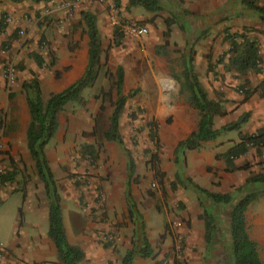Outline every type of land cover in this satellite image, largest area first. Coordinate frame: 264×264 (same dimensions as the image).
I'll return each instance as SVG.
<instances>
[{
	"label": "rangeland",
	"instance_id": "obj_1",
	"mask_svg": "<svg viewBox=\"0 0 264 264\" xmlns=\"http://www.w3.org/2000/svg\"><path fill=\"white\" fill-rule=\"evenodd\" d=\"M158 1L161 10L156 13H147L140 8L133 11L123 9L118 0H111V7L103 6L107 22L100 30L101 55L97 78L90 88L82 91L83 104L70 102L58 114L59 130L44 148L61 197V218L67 242L81 251L84 242L91 243L96 251L88 257L82 251L83 259L79 264H121L120 258L129 249L132 238L133 224L127 218L124 201L125 155L115 143L102 138L116 99L114 72L117 66L123 70L121 94L126 96L128 92H134L124 103L118 120V133L135 165L131 193L154 254L153 264H229L227 210L218 218V237L206 252L203 224L199 217L201 209L196 196L180 186L174 190L170 188L177 168L166 140L170 136V114H174V106L186 104V93L180 88L183 58L190 57L191 64L199 69L219 66L224 70L228 44L223 39V30L228 34L242 33L249 40H255L251 33L256 30L250 27L259 19L251 12L249 17H243L241 11L245 9L239 0H230L232 17L249 20L247 23L251 25L243 27L240 23H228L220 27L183 9L184 0ZM253 1L264 7V0ZM34 12L32 19L36 22L39 11ZM20 19L31 21L27 13H23ZM165 20L171 23L168 35H165ZM4 23L0 34V82L3 86L7 68L12 70V78L18 80V72L35 67L31 54L42 58V71H51L50 64L55 60L46 39L38 36L35 41L37 52L30 46L32 39L28 37L26 28L10 22L6 15ZM129 23L146 26L147 35L139 39L127 36L124 27ZM81 39L82 32L78 34L76 44H80ZM18 55L20 58L17 59ZM64 70L53 71L54 77ZM228 71L223 75L231 80L243 76ZM223 75L214 80L223 79ZM254 75L248 72L245 77L249 81L254 79ZM243 86L246 85H236L231 91L239 94ZM11 90L4 86L0 95V175L15 173L12 183L0 185V264H55V251L46 233L33 230L28 223L27 212L21 213V219H18L17 209L22 205V198L25 201L27 191L37 205L38 196H43L44 192L26 152L24 135L18 133L21 114ZM9 94L13 95L10 100ZM45 99L43 94L42 100ZM28 121L27 114V124ZM152 130L157 137V146L150 140ZM254 156L256 173L264 176L261 151L259 155L254 149H249L242 159H238L237 165L249 164L254 161ZM152 158H156L162 174L161 183L158 182L159 176L151 170ZM236 176L234 172L220 180L224 182L227 178L226 182H231L236 180ZM223 182L217 181L213 187H220ZM244 191L232 189L227 193L236 199ZM245 223L247 234L256 244L264 264V196L247 208ZM106 249L109 250L108 255H104Z\"/></svg>",
	"mask_w": 264,
	"mask_h": 264
},
{
	"label": "trees",
	"instance_id": "obj_2",
	"mask_svg": "<svg viewBox=\"0 0 264 264\" xmlns=\"http://www.w3.org/2000/svg\"><path fill=\"white\" fill-rule=\"evenodd\" d=\"M12 3H21L25 0H9ZM38 2L41 0H29ZM47 1V0H42ZM239 4L246 10L258 16L264 22V7L258 6L253 0H239ZM127 8H140L147 13H156L161 10L158 0H127ZM85 26L84 33L87 36V64L83 74L71 85L58 93L47 96L45 101L41 99L40 87L35 78L29 82H23L21 89L24 93L29 121L25 130V147L30 161L33 163L35 176L42 184V189L47 201V229L46 237L51 242L56 256L55 264H79L83 259L80 248L70 245L65 237L62 226L60 197L53 179L52 172L48 166L44 148L55 136L58 129L57 116L64 109L65 105L72 102L83 104L81 93L84 89L90 88L99 73V57L101 55L100 36L95 24V18L89 13H81ZM5 15H0V32L5 27ZM170 22L165 20V35L169 33ZM224 40L228 44L226 66L227 69L239 75H246L248 72L259 73L260 57L258 46L254 40H249L242 33L228 34L224 30ZM237 39L239 42H237ZM187 46V43L185 44ZM187 50V49H186ZM189 52V50H187ZM36 67H41L42 59L31 54ZM53 61V60H52ZM183 69L181 71L182 83L180 88L188 93L187 103L195 109L198 114L195 131L191 132L184 140L176 143L172 151V162L177 170L174 173L170 188L174 190L177 186L190 190L195 196L199 208L201 209L200 220L203 224V242L206 252H209L215 238L218 237V218L223 211L226 216L227 252L229 264H262L256 244L249 238L246 231L245 212L248 206L259 197L264 196V176L255 175L245 179L241 187L234 189L240 192L245 189L238 198L234 199L231 194H219L209 192L195 184L183 173L184 154L186 151L197 150L202 143L214 140L220 132L239 130L248 118L243 114L235 123L224 126L219 130L212 128L214 116L222 115L217 103H213L206 98L205 92L199 85L196 77L192 73L190 57L183 58ZM54 62H51L52 67ZM32 75V74H31ZM33 76V75H32ZM116 99L112 112L108 118V126L102 133V138L106 142H113L120 147L126 159V182L124 188V201L127 210V218L133 224L130 248L124 253L121 264H130L135 257L140 259H154V254L147 236L144 232L142 218L139 215L131 194V184L135 173L134 162L125 149L118 133V120L123 110L127 98L134 95L133 91L126 96L121 94L123 82V70L117 66L114 72ZM245 85V84H244ZM260 97L264 98V80L259 85ZM244 99L249 96V89L242 87ZM12 98L11 94L8 99ZM1 125V122H0ZM156 134L150 132V140L157 143ZM239 142L232 145L220 158L223 160L225 172H237L248 169V164L235 165L234 161L245 156L249 149H254L260 155L264 148V129L256 134L241 135L238 133ZM157 146V145H156ZM151 170L154 175H158V182H162V174L159 172L156 158H152ZM14 171L0 175V185L12 183L14 181ZM18 219H21V211L18 209Z\"/></svg>",
	"mask_w": 264,
	"mask_h": 264
},
{
	"label": "crops",
	"instance_id": "obj_3",
	"mask_svg": "<svg viewBox=\"0 0 264 264\" xmlns=\"http://www.w3.org/2000/svg\"><path fill=\"white\" fill-rule=\"evenodd\" d=\"M61 1L63 0H41L34 3L30 2L29 0H25L21 3H12L9 0H0V15H6L8 18H10V22L28 30V37L32 39L30 46L31 48H35V51L38 52V48L35 45V41L38 36H40L42 39L45 38L48 42V48L52 52L53 58L55 60L51 71H42L41 67L38 68L34 64L35 67L30 66L28 69L18 72V80H14L12 78L11 81H4L5 88H11V93L16 96V101L18 102V112L21 114L20 122L17 124V128L18 133L22 132L23 135H25L27 126L26 122L28 112L24 93L21 89V84L23 82H29L32 77L35 78L40 87L41 99L43 94L46 95L47 98L49 93H58L71 85L80 78L87 64L88 40L86 34L84 33L85 26L81 13L85 12L94 16L99 36L101 33V27L103 24H105V21L107 22L103 7L94 3L75 5V7L69 12L52 11L48 17L42 18V16H44V9H48L51 4ZM118 1L122 3L123 9L127 8V0ZM183 5V9L191 12L194 16L200 17V20L218 24L220 27L226 26L228 23L229 25H232V23H240V25L243 27L246 24L251 25L247 23L249 20H237L232 17L233 4L230 0H184ZM29 7L31 8L30 10L27 9ZM128 9L130 11L138 10V8ZM35 10L39 11L37 12L39 16L36 18V22L32 19V14H36L34 12ZM249 12L250 11L246 9L245 11H241L243 17H249ZM23 13H27L29 15L31 19L30 22H24L20 19ZM252 24L255 25L250 28H253L256 31L251 33V35L255 38L256 41H254L256 44H258V55L260 57L259 73L254 75L253 80L248 79L249 81H247L245 75L238 77L237 80H231L227 75H223L225 72H229L227 66H225L224 70H222V68L219 66H216L212 69H199L196 68L194 64H191L192 73L205 92L206 98L213 103H217L220 107L222 115L214 116L212 119V128L214 130H219L224 126L235 123L243 114L248 115L246 121L240 125L239 130L220 132L214 140L202 143L199 149L186 151L184 154L183 173L186 172L184 175L190 178L199 187H202L203 189L213 193L225 194L228 190L235 189L239 186L241 187L244 184L245 179L253 175L250 173L257 172L255 167L257 164L255 162L254 156V161L249 162L248 169L236 172L237 178L235 181L226 182L228 181L227 178L224 180V182L221 181L226 175L234 173L224 171L225 165L220 156L232 145L239 142L238 133L241 135H252L256 134L257 131L264 129V98L260 97L259 89L260 83L264 80V22L256 20L255 22L253 21ZM81 32V42L80 44H76L78 34ZM1 33L2 32H0V34ZM1 54L2 53L0 51V55ZM16 58H20V55L16 56ZM61 68H65L66 70H64V72L55 78L53 71H61ZM232 72L237 74L234 71ZM220 74H222L224 78L214 80V78L218 77ZM241 83H244L246 85L245 87L249 89V96L246 99H244V96L242 93H240V91V95L231 91L232 87H235ZM4 86L0 82V95H2ZM20 93H22V95L19 96ZM185 93L186 95L184 97L186 104L180 107L174 106V114H170L172 117V123L169 127L170 136L166 140V145L171 155L176 143L184 140L191 132L195 131L196 129L198 114L195 109L188 105V93ZM58 116V129L56 134L60 125ZM162 116L163 114H160V117ZM243 157L244 156L240 157V159ZM260 158V161L263 163L264 148L261 149ZM238 159L234 161L235 165H237ZM255 175L260 174L256 173ZM217 181H220V183L223 182V184L220 187H213L214 183L216 185ZM27 192L28 194L27 197H25V201L22 198V205L18 209H20L21 213L23 214L24 212H27L29 221L28 223L34 228L33 230H40L46 233L47 201L45 195L38 196L39 203L37 205L35 202H32L31 196H29L31 193L29 191ZM256 201H260V197ZM253 203H255V201ZM62 226L64 229L63 217ZM81 249L85 253L86 257L91 256L92 252H96L93 250L91 243L84 242ZM108 254L109 250H104V255ZM120 259L122 260V258ZM153 263L154 259H140L135 257L130 264Z\"/></svg>",
	"mask_w": 264,
	"mask_h": 264
},
{
	"label": "built area",
	"instance_id": "obj_4",
	"mask_svg": "<svg viewBox=\"0 0 264 264\" xmlns=\"http://www.w3.org/2000/svg\"><path fill=\"white\" fill-rule=\"evenodd\" d=\"M84 3H94L100 6H105V7H111V0H63L58 3L51 4L49 8L43 10V15L42 18L48 17L50 15V12L52 11H64V12H69L72 10L75 5H80ZM124 31L127 36L134 38V39H139L143 38L147 35V28L143 25L136 24V23H129L124 27ZM2 53V52H1ZM12 70L7 68L6 69V81H11L12 80V75H11ZM240 93H242V90H240Z\"/></svg>",
	"mask_w": 264,
	"mask_h": 264
}]
</instances>
